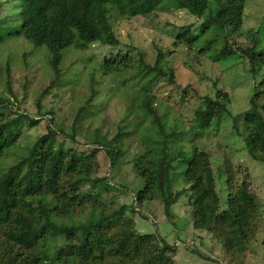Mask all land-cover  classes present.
Wrapping results in <instances>:
<instances>
[{"label": "trees", "instance_id": "1", "mask_svg": "<svg viewBox=\"0 0 264 264\" xmlns=\"http://www.w3.org/2000/svg\"><path fill=\"white\" fill-rule=\"evenodd\" d=\"M248 1L254 0L22 2L19 26L0 36V42L21 37L40 48L51 79L48 86L35 92L32 113L15 110L0 96V264H177L176 245L158 235L136 233L132 207L119 205L110 210L114 203L101 196L108 191L107 177H111L96 176L97 153L105 152L112 170L123 156L120 148L127 152L136 138L143 149L134 154L131 164L143 187L134 195L135 204L158 199L166 218L171 219V207L184 195L194 229L220 241L233 264L245 263L257 230L256 195L246 175L238 178L235 167L225 160L219 177L227 185V208L221 210L210 154L196 145L222 113L229 112L228 93L218 89L215 99L205 97L186 126L175 108L168 102L162 104L155 93L160 83L175 80L166 57L169 52L165 56L158 48L154 63L149 64L138 47L100 59H95L92 49L86 51L93 45L110 50L122 47L114 29L121 21L141 19L153 24L157 13L186 11L196 22L168 33L174 47L182 46L214 62L237 57L255 80L249 109L234 116L233 123L242 121L248 155L264 165V46L258 49L257 29L246 34L242 31ZM261 21L262 17L258 27ZM211 49L215 54L209 53ZM31 55L27 51L21 57V64L28 69L32 67ZM12 70L7 62V92L17 101L11 85ZM130 81L135 89L126 86ZM111 82L115 84L111 92L115 90L116 94L107 96L125 100V114L109 137L104 130L105 107L94 98L101 92L99 84ZM83 87L90 95L70 113L73 120L67 131L64 123L57 124L56 110L45 107L42 99L52 90L58 99L65 93L74 96ZM40 124L45 131L27 144L25 131ZM88 125L95 127L88 131ZM59 136L74 144L83 138L85 146L89 143L93 148L81 152L63 143L57 145ZM21 140L25 144L20 145ZM12 149L22 155L13 165H5ZM177 162L185 164L182 178L186 188L175 192L171 183Z\"/></svg>", "mask_w": 264, "mask_h": 264}, {"label": "rangeland", "instance_id": "2", "mask_svg": "<svg viewBox=\"0 0 264 264\" xmlns=\"http://www.w3.org/2000/svg\"><path fill=\"white\" fill-rule=\"evenodd\" d=\"M24 1L0 0V36L19 26V11ZM253 2L246 3L242 31L246 34L250 29H257L259 49L264 46V0H254ZM157 14L153 19V24L141 19L119 22L114 28L123 43L119 49L110 50L100 46L97 48L93 45L86 52L89 53L92 49L91 54L96 57L95 59H100L110 54H116L118 50L127 51L131 46L138 47L149 64L154 63L159 52L158 48L164 52L165 56L169 52L166 57L168 61H171L175 80L173 83L167 81L160 83L155 87V93L162 104L168 102L175 108V114L182 116L186 126L193 120L195 110L204 102L205 97L215 99L218 89L228 93L230 103L227 108L229 112H223L221 118L214 123L208 133L204 132L203 136L197 140L196 145L200 150L204 149L210 154L211 168L216 174V193L220 198L221 210L227 208V185L224 178L219 177L220 168L226 164L225 160L235 167L237 177L242 179L246 175L251 191L256 195L258 220L257 230L251 238L249 253L244 264H264V165L248 155L243 138L245 126L242 121L237 119L235 124L233 123L234 116L249 109V97L253 92L255 80L246 71L243 60L237 57L214 62L211 58L192 53L182 46L174 47L173 40L168 36V33H174V29L176 31L178 27L196 22V18L190 16L186 11L169 10ZM261 17V27L260 25L258 27V20ZM223 44L221 43V45ZM27 51L32 52L29 59L32 67L29 69L21 64V57ZM64 52L67 53V49ZM209 53L215 54L213 49ZM42 58V50L34 48L32 43L21 37H9L3 43L0 42V96L17 111L28 113L35 111V92L50 83V72L44 69V63H42L44 59L42 60ZM7 62L13 69L11 85L17 101L13 100L7 92L4 72V65ZM258 80L259 77L256 78V81ZM114 85L113 82L99 84L98 89H101V92L94 98L95 101L100 102L98 104L100 107H105L104 117H106L107 123L104 124V130L109 133V137L114 135L117 124L125 114V100L114 98L113 95L107 96V94H116L115 90L111 92ZM126 86L135 89L133 81L128 82ZM54 93L56 92L52 90L49 95L44 96L42 103L45 107H53L56 110L57 124L64 123L68 131L73 120L70 113L76 112L82 100H85L90 92L87 87H83L74 96L65 93L60 99L54 97ZM82 93L85 95L84 98ZM105 97H108L109 100L103 102ZM94 127L88 125L86 129L89 131ZM44 131L43 124L25 131L26 138L28 136L26 143H33ZM141 131L142 129H139L140 133ZM56 141L57 145L63 143L66 147H76L81 152H90L93 148L89 143L85 146L87 141L83 138L76 144L62 136L57 137ZM125 142L128 144V141ZM23 144H25V140L20 141V145ZM120 149L123 151V156L119 160V165L112 170L109 157L103 150L96 156L99 165L96 176L111 177H107L108 191H103L101 194L104 200L114 203L110 210H114L119 205L132 207L130 210L131 212L134 210L131 216L136 233L158 235L170 245H176L175 261L177 264H233L220 241L211 238V235L205 231L194 229L191 208L184 195L171 207V219L166 218L163 205L158 199L145 200L135 204L134 195L143 187V180L136 175L131 161L134 154L142 151L143 147L136 138L127 152L124 147ZM186 150H189V146H186ZM20 154L22 155L21 152L18 153L17 150L12 149L5 157V165H13ZM173 166L171 185L173 190L178 192L182 188H186L182 178L185 164L177 162Z\"/></svg>", "mask_w": 264, "mask_h": 264}]
</instances>
